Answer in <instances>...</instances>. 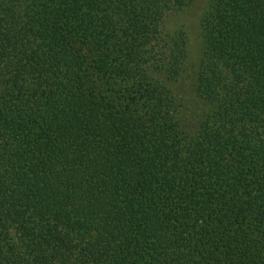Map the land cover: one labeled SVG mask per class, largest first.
I'll list each match as a JSON object with an SVG mask.
<instances>
[{"label": "trees", "instance_id": "obj_1", "mask_svg": "<svg viewBox=\"0 0 264 264\" xmlns=\"http://www.w3.org/2000/svg\"><path fill=\"white\" fill-rule=\"evenodd\" d=\"M195 1L0 0V264H264V0Z\"/></svg>", "mask_w": 264, "mask_h": 264}, {"label": "rangeland", "instance_id": "obj_2", "mask_svg": "<svg viewBox=\"0 0 264 264\" xmlns=\"http://www.w3.org/2000/svg\"><path fill=\"white\" fill-rule=\"evenodd\" d=\"M208 5L209 0H196L194 3L190 4L188 8L168 19V27L170 30L173 32L183 30V32H185L188 39L190 59L197 64L201 58L203 47L200 22L204 18ZM182 89L186 96H191L193 98L192 92L188 90L187 83L182 86Z\"/></svg>", "mask_w": 264, "mask_h": 264}]
</instances>
